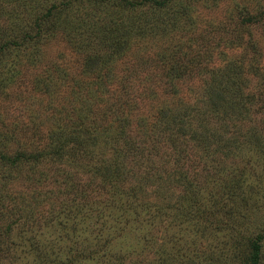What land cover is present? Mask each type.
<instances>
[{"label": "rangeland", "instance_id": "obj_1", "mask_svg": "<svg viewBox=\"0 0 264 264\" xmlns=\"http://www.w3.org/2000/svg\"><path fill=\"white\" fill-rule=\"evenodd\" d=\"M64 1L0 0L20 44L0 65V152L23 155L0 154V264H244L264 230V0ZM78 120L100 135L93 175L70 155ZM145 174L162 182L140 192ZM196 193L214 216L197 221Z\"/></svg>", "mask_w": 264, "mask_h": 264}, {"label": "trees", "instance_id": "obj_2", "mask_svg": "<svg viewBox=\"0 0 264 264\" xmlns=\"http://www.w3.org/2000/svg\"><path fill=\"white\" fill-rule=\"evenodd\" d=\"M81 1H83V0H81ZM141 1H143V0H141ZM141 1H139L138 3H140ZM145 1H148V0H144L143 3H141V4L143 5ZM152 1H154L157 6H163L164 0H152ZM112 2L114 3L112 5H115V6L121 5L122 7H126V8L132 7L131 6L132 4H136L132 0H112ZM61 4H62L61 5L62 8L67 10L71 6V1L67 0V1L62 2ZM151 5H153V4L151 3ZM56 8H58L56 5H50L47 8V12L45 13V15L40 16L39 18L38 17L35 18L34 27H32V29H31V30H33L34 34L30 33L31 30L26 31V33L24 35L25 41H23V45L25 46V42L27 40H30V39L33 40L32 45H28V48H30L29 52L32 55L33 54L38 55L41 52V49L38 46L39 40H42L43 38H45V37L51 35L53 32H55L57 21H58V19L55 20V14L59 13L58 12L59 9H56ZM245 22H246V20L242 18L240 25L237 26V29L238 28L240 29L241 27L245 28V24H244ZM2 24L5 25L6 21L3 20ZM18 44L19 43L16 42V39L15 40H11V39L2 40V38L0 36V65H2V62L8 58L7 54H6V53H8V49L11 46H17V48H18V46H20V44L19 45ZM11 65L13 67L15 66V64H13L12 62H11ZM177 73L179 74V71ZM1 79L2 78H0V80ZM70 88H72V86ZM92 102H93L92 100H89V101H83L82 103H80L79 108H78V112L80 113L82 111V107L86 106L85 104H88V106H91ZM68 131H69V133H66V134H71V140L74 141V145H72L70 148V149H73V151L71 152L70 155H72L75 159L81 160L83 165L90 167V170L92 171V175L95 174V170H96V167L98 164L92 163V161L94 159L99 161V158L96 159V156L98 155V153L96 154L94 152V147H95L94 145H96V141L98 140V138H100L98 128L97 127H93V128L89 127L84 121L78 120V121L72 122L71 128H69ZM68 131H66V132H68ZM72 133H74L75 135L72 136ZM55 138H56L55 141H57V140H61V141L57 142V145L55 146L56 153H54V154L57 157H62V156H64L65 153L61 152V151L65 150V148L67 146L65 143L66 138H64L62 140L61 134H59L57 137L55 136ZM92 149H93V151H91ZM0 154L4 155L5 158L7 159V162H10L11 164H15L21 158V156H23L20 153H17L16 155H14L8 159V156L5 153H3L2 151L0 152ZM68 158H72V157L68 156ZM26 159H28V158H26ZM114 160L116 161L117 158ZM119 160H118V163L116 162L117 164H115L113 162L106 164V166H104V164H103V166L105 168V173H109L111 179L115 181L114 186H118V185L121 186L122 183H124L126 181V179L129 178L128 172L120 165ZM102 163H105V162L102 161ZM150 168H151V165H150ZM135 173L136 172H133V175L130 176L131 179H133V177L135 176ZM151 174H152V172H151ZM94 178H95V175H94ZM152 181H153V183L162 182L159 180V178L154 179L153 175H152V177H149L147 174L138 175L137 179L135 181L136 185L138 186V191L141 192V190H144L147 186L153 185ZM4 188H6V186ZM133 191H135V190H132V192ZM6 198H10V196L7 193H5V194L1 193L0 194V203L1 204L4 203L5 200H7ZM189 199H191L192 205L196 206L197 212L200 210V213L195 216L197 218V221L202 220V219L206 220L207 218L214 216V215H208L209 213L207 210L201 209V206L204 203H203L202 199L197 195V193H196V197L190 196ZM182 200H185L184 196L182 197L181 201ZM163 210L160 211V216L167 218L169 215V213H168L169 210L168 209H163ZM165 210H168V211H165ZM183 211H184V213H187V215L192 214V210L186 206H185V209ZM181 214H183V213H181ZM178 216H179V213H178ZM188 219H190V218H188ZM263 241H264V230L261 233L256 234L254 237L249 238L248 244H249L250 251H249L248 256L245 258L246 262L244 264H259V262L262 259Z\"/></svg>", "mask_w": 264, "mask_h": 264}]
</instances>
